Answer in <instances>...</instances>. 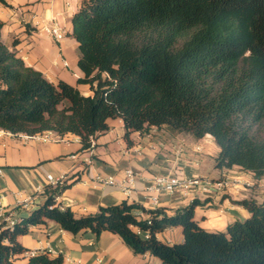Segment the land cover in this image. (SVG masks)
I'll list each match as a JSON object with an SVG mask.
<instances>
[{
    "label": "trees",
    "instance_id": "obj_1",
    "mask_svg": "<svg viewBox=\"0 0 264 264\" xmlns=\"http://www.w3.org/2000/svg\"><path fill=\"white\" fill-rule=\"evenodd\" d=\"M3 26L0 20V129L73 133L89 149L91 137L120 118L129 143L132 132L151 126L211 134L220 147L216 168L264 175V0H81L69 35L78 42L77 82L89 84L92 95L29 66L3 42ZM68 186L48 184L43 205L12 227L0 222V264H16L26 250L18 237L48 219L74 235L115 233L135 254L162 264H264V200L235 201L250 215L210 231L195 217L205 204L199 198L172 215L127 200L76 215L56 202ZM177 226L182 241L158 238ZM26 264H63V256L43 251Z\"/></svg>",
    "mask_w": 264,
    "mask_h": 264
},
{
    "label": "crops",
    "instance_id": "obj_2",
    "mask_svg": "<svg viewBox=\"0 0 264 264\" xmlns=\"http://www.w3.org/2000/svg\"><path fill=\"white\" fill-rule=\"evenodd\" d=\"M5 1L9 5L0 3L3 42L49 80H64L82 94L92 95L89 84L77 82L83 76L78 66V42L69 35L80 0ZM53 22L64 30L65 36L60 40L43 31V26ZM109 124V130L98 135L89 149H83L80 136L73 133L61 136L65 138L61 141L56 140L60 135L53 131L46 133L51 139L45 140L25 139L0 129L3 213L11 214L18 221L43 205L45 187L52 184L49 175L69 185L56 197V202L63 208L70 207L76 215L96 213L101 206L123 200L146 209L164 208L172 215L178 207L195 199L177 190L159 193L154 204L147 188L161 174L210 178L227 175L236 180L227 191L200 197L205 204L196 207L195 217L206 229L226 230L235 220L248 217L249 210L235 201L253 198L261 203L264 200V175L256 178L251 171L237 165L215 167L220 147L211 134L197 138L191 133H172L165 126H151L143 132H132L129 143L122 119H109ZM128 171L132 172V184L128 181ZM108 178H113L115 183H106ZM146 217L142 214V218ZM157 236L168 244L183 239L180 226L168 228ZM18 241L26 250L15 255L16 264H26L33 253L43 251L52 257L61 254L63 264H162L160 258L149 253L135 254L115 233L104 231L96 238L91 230H84L74 235L51 219L31 226Z\"/></svg>",
    "mask_w": 264,
    "mask_h": 264
},
{
    "label": "built area",
    "instance_id": "obj_3",
    "mask_svg": "<svg viewBox=\"0 0 264 264\" xmlns=\"http://www.w3.org/2000/svg\"><path fill=\"white\" fill-rule=\"evenodd\" d=\"M43 31L53 37L54 39L60 40L65 36L63 28L57 22H53L51 25L43 26ZM2 130V129H1ZM2 132H7L2 130ZM10 133V132H8ZM47 132L37 133L35 135H29L26 133H19L23 138H42L45 140L51 139ZM13 134V133H12ZM62 135L58 136L56 140H65ZM95 144V138L91 137V148ZM200 147H197L196 150L200 151ZM1 170H0V185H1ZM129 173V183H133L132 172ZM49 181L52 184H57L59 181H56L53 176H48ZM102 180V179H101ZM108 184H114L115 181L113 178H108L105 180ZM236 183V180L230 176L223 175L219 178H210L204 176H178V175H157L154 177L153 184L147 188L148 195L152 199L153 203L156 204L158 200V194L161 192L173 193L177 190L189 193L195 197V199L201 196H213L222 191H227L229 188L233 187ZM4 206L0 200V213H3ZM142 214V213H141ZM5 221L6 225L9 227L14 226L17 223V220L11 215H6L3 213V218L0 222ZM33 253L32 255H35ZM31 255V256H32Z\"/></svg>",
    "mask_w": 264,
    "mask_h": 264
},
{
    "label": "rangeland",
    "instance_id": "obj_4",
    "mask_svg": "<svg viewBox=\"0 0 264 264\" xmlns=\"http://www.w3.org/2000/svg\"><path fill=\"white\" fill-rule=\"evenodd\" d=\"M81 1V0H80ZM208 230H210V229H208ZM210 231H219V230H210Z\"/></svg>",
    "mask_w": 264,
    "mask_h": 264
}]
</instances>
